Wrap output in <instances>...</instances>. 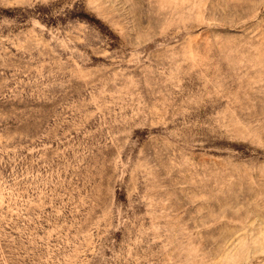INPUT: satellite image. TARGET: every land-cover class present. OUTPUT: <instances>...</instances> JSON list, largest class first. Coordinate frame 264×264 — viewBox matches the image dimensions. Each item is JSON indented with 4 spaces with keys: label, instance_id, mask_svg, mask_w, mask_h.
I'll list each match as a JSON object with an SVG mask.
<instances>
[{
    "label": "rangeland",
    "instance_id": "1",
    "mask_svg": "<svg viewBox=\"0 0 264 264\" xmlns=\"http://www.w3.org/2000/svg\"><path fill=\"white\" fill-rule=\"evenodd\" d=\"M0 264H264V0H0Z\"/></svg>",
    "mask_w": 264,
    "mask_h": 264
}]
</instances>
